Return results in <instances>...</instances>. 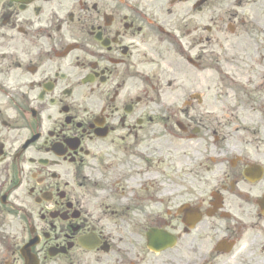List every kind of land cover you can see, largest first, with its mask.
<instances>
[{
    "label": "flooded vegetation",
    "instance_id": "obj_1",
    "mask_svg": "<svg viewBox=\"0 0 264 264\" xmlns=\"http://www.w3.org/2000/svg\"><path fill=\"white\" fill-rule=\"evenodd\" d=\"M200 1L0 0V264H264V120L245 128L263 142L232 149L190 115L187 82L216 30ZM246 2L229 25L232 82L261 93L264 0ZM156 123L201 142L194 165L156 147ZM156 152L204 175L190 186L173 169L154 202ZM119 181L142 193L120 205ZM153 229L173 247L155 253Z\"/></svg>",
    "mask_w": 264,
    "mask_h": 264
},
{
    "label": "rangeland",
    "instance_id": "obj_2",
    "mask_svg": "<svg viewBox=\"0 0 264 264\" xmlns=\"http://www.w3.org/2000/svg\"><path fill=\"white\" fill-rule=\"evenodd\" d=\"M246 1L247 0H210L203 6V12L201 14L203 17V26L209 25L216 27L212 35L214 40L209 44L204 42V44H206L204 47L207 49L203 52L204 60L202 59V71L199 74L200 76H195L193 81L187 82V88H190V90L194 89L193 91H195L194 93L188 91L187 96L189 97L191 94H197L202 98L201 104L198 102L193 103V106L190 108V115L203 122L207 121L209 123L212 120L220 133L219 137L222 138L218 143V148H228L229 146L232 149L243 148L245 142L249 139H252V142L256 143L262 141L259 140V135L253 134L250 136L247 134L245 128L249 126V128L253 129L255 128V120H264V99L257 98L258 96L260 98L264 97V90H262L263 92L261 93L255 91L253 87L251 88L248 86L247 80L242 77L238 78L239 75H237L236 78L241 82L237 81L235 85H233V82H230L234 74H232L230 70L233 69L231 63L229 64V25H232L231 19L233 16L234 20L244 16L246 11L243 6L248 3ZM212 17L214 18L213 20H211ZM185 67L187 70L193 69L187 64ZM187 73L189 75L191 74L189 71ZM154 130L156 132V147L160 148L162 151L164 149L166 152L169 150L173 152L174 149H178L180 157L183 158L184 161H187L184 155H188L191 159L190 163L194 165L192 159L194 156L197 157L195 152L202 149L200 141H182L169 136L165 137L161 124L157 123L154 125ZM250 132L251 134L253 133V131ZM223 138L225 141H223ZM167 144H169L168 148ZM153 154L150 157H153ZM170 159L172 162L169 165L168 161L164 159L161 164H158V167L150 165L151 167L149 170L152 172L154 170L153 168L159 171L166 170V168L172 170L180 169V173L169 171V175H173V172H176L174 175L180 178L186 177V180L190 178L187 180V184L190 186L204 175V172L200 169L196 172L192 167H179L176 160ZM166 175H168L167 172ZM123 183V181H120L117 184L119 190L125 188V184ZM182 256H184L183 260L185 261H187L189 257H192L191 252L187 250L183 252ZM261 256L257 259L259 262L263 260ZM166 259L168 261L165 264H173L172 261H176L175 259L168 258V255H166ZM192 264H211V256L210 254L197 255Z\"/></svg>",
    "mask_w": 264,
    "mask_h": 264
},
{
    "label": "bare ground",
    "instance_id": "obj_3",
    "mask_svg": "<svg viewBox=\"0 0 264 264\" xmlns=\"http://www.w3.org/2000/svg\"><path fill=\"white\" fill-rule=\"evenodd\" d=\"M157 153H159V152H157ZM140 173H141V171H139V174H140ZM145 177H151V172L149 173V172L147 171V172L145 173ZM138 179H140L139 176H137L136 178L132 179V181H137ZM130 184H132V183H130ZM135 188H136V186H134V185L132 184V187H130V188L128 189L127 193H126L123 197L119 198V204H120V205L125 206V205L129 202V200L132 199V198H129V197H132V196H133V191H134ZM159 197L162 198L163 195L160 194Z\"/></svg>",
    "mask_w": 264,
    "mask_h": 264
}]
</instances>
